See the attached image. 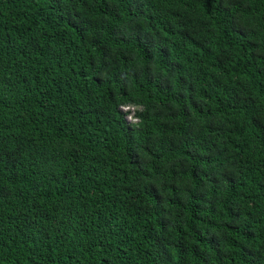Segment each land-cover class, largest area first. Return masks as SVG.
Masks as SVG:
<instances>
[{
	"label": "trees",
	"instance_id": "trees-1",
	"mask_svg": "<svg viewBox=\"0 0 264 264\" xmlns=\"http://www.w3.org/2000/svg\"><path fill=\"white\" fill-rule=\"evenodd\" d=\"M0 264H264V0H0Z\"/></svg>",
	"mask_w": 264,
	"mask_h": 264
},
{
	"label": "clouds",
	"instance_id": "clouds-1",
	"mask_svg": "<svg viewBox=\"0 0 264 264\" xmlns=\"http://www.w3.org/2000/svg\"><path fill=\"white\" fill-rule=\"evenodd\" d=\"M124 107H126V106H122L121 108L123 109ZM128 108V110H133V107L132 106H127ZM124 110V109H123ZM128 118L130 119V121H135L136 120V118L133 116V112H131L130 114H129V116H128Z\"/></svg>",
	"mask_w": 264,
	"mask_h": 264
},
{
	"label": "rangeland",
	"instance_id": "rangeland-1",
	"mask_svg": "<svg viewBox=\"0 0 264 264\" xmlns=\"http://www.w3.org/2000/svg\"><path fill=\"white\" fill-rule=\"evenodd\" d=\"M127 108H128V107L126 106V107H124L123 109H124V110H127Z\"/></svg>",
	"mask_w": 264,
	"mask_h": 264
},
{
	"label": "snow or ice",
	"instance_id": "snow-or-ice-1",
	"mask_svg": "<svg viewBox=\"0 0 264 264\" xmlns=\"http://www.w3.org/2000/svg\"><path fill=\"white\" fill-rule=\"evenodd\" d=\"M65 2H67V0H65ZM122 35H124V34H122Z\"/></svg>",
	"mask_w": 264,
	"mask_h": 264
}]
</instances>
